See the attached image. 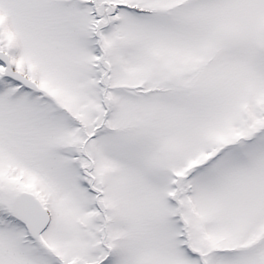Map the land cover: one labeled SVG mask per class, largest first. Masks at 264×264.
<instances>
[{
	"label": "snow or ice",
	"instance_id": "snow-or-ice-1",
	"mask_svg": "<svg viewBox=\"0 0 264 264\" xmlns=\"http://www.w3.org/2000/svg\"><path fill=\"white\" fill-rule=\"evenodd\" d=\"M0 264H264V0H0Z\"/></svg>",
	"mask_w": 264,
	"mask_h": 264
}]
</instances>
